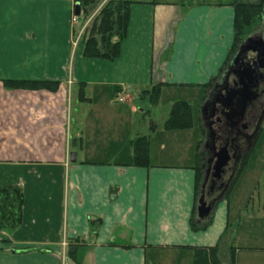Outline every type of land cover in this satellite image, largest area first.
Returning <instances> with one entry per match:
<instances>
[{
    "label": "crops",
    "instance_id": "obj_1",
    "mask_svg": "<svg viewBox=\"0 0 264 264\" xmlns=\"http://www.w3.org/2000/svg\"><path fill=\"white\" fill-rule=\"evenodd\" d=\"M107 1L90 14L81 5L74 22L78 0H0V186L24 196L19 227L0 232V264H192L194 248L215 246L239 221L232 192L250 157L209 226L194 230L196 154L201 107L221 78L207 84L233 45L235 4L261 0H130L119 57L87 58L78 25L82 32ZM5 78L60 85L8 89ZM157 84L153 104L144 92ZM170 89L195 91L196 105L185 99L192 127L165 126L176 101L162 125L151 119ZM143 136L149 165L136 166L133 144Z\"/></svg>",
    "mask_w": 264,
    "mask_h": 264
},
{
    "label": "trees",
    "instance_id": "obj_2",
    "mask_svg": "<svg viewBox=\"0 0 264 264\" xmlns=\"http://www.w3.org/2000/svg\"><path fill=\"white\" fill-rule=\"evenodd\" d=\"M81 2L85 13L93 12L101 0H78ZM130 0H108L99 13L95 16L83 34L82 41L84 44V56L87 58H102L115 60L121 53V44L127 37L128 27L131 17ZM262 35L264 37V0L256 4L236 3L234 18V39L230 49L228 60L222 68L219 76L214 77L207 84L211 87L215 81H218L226 68L227 64L233 59L240 45L249 37ZM4 86L8 89H27L57 91L60 82L50 79H11L2 80ZM118 92V89L115 93ZM144 93L148 94L153 104L159 101L161 94V84L153 86ZM84 99V93H81ZM154 126V125H153ZM167 129H185L193 126L192 106L187 101H176L171 108L170 115L165 122ZM205 134V128H202ZM203 142V139L201 143ZM198 146L197 157V187L200 189V183L203 175V168L200 164L203 153L199 152ZM247 156L242 162L241 169L248 161ZM132 164L136 166L149 165V138L140 137L133 144ZM239 175L235 177L238 179ZM233 185H231L232 187ZM231 189V188H230ZM229 192L226 194L228 196ZM24 196L19 186H0V232L13 231L22 222V207ZM213 218L199 221L196 215L192 219L194 230L204 229L209 226ZM229 230L221 236L219 242L212 247H196L193 249L194 256L192 264H237L238 248L234 245H228ZM227 258L224 260V253ZM69 255L73 258L76 254ZM76 264H82L77 258L73 259Z\"/></svg>",
    "mask_w": 264,
    "mask_h": 264
},
{
    "label": "water",
    "instance_id": "obj_3",
    "mask_svg": "<svg viewBox=\"0 0 264 264\" xmlns=\"http://www.w3.org/2000/svg\"><path fill=\"white\" fill-rule=\"evenodd\" d=\"M76 16L81 14V3L77 2L75 6ZM234 80L231 82V77ZM223 82L226 83L225 86ZM217 96V97H216ZM264 97V37L262 35L249 37L244 41L233 59L227 64L219 83L214 87L208 99L201 107V117L206 128L213 127V119L217 112V104L220 103L225 113L222 118L223 127L233 129L238 132H245L250 124L247 116L251 109L262 101ZM216 98V99H215ZM264 122V110L259 116L254 136L252 149L255 140L258 138ZM251 128V127H250ZM234 133V132H233ZM205 145L209 144V136ZM217 153L216 167L220 171L227 168L231 161V154L228 151ZM71 160L76 161V153H71ZM230 184L227 185V190ZM226 190V191H227ZM226 193V192H225ZM225 193L221 194L217 200L208 201L206 195L201 193L198 206L197 217L199 221L210 218L214 211L216 203L222 199ZM73 251V250H72Z\"/></svg>",
    "mask_w": 264,
    "mask_h": 264
},
{
    "label": "rangeland",
    "instance_id": "obj_4",
    "mask_svg": "<svg viewBox=\"0 0 264 264\" xmlns=\"http://www.w3.org/2000/svg\"><path fill=\"white\" fill-rule=\"evenodd\" d=\"M102 1L103 0H101L100 3ZM207 1L212 2L213 0ZM80 29L81 26L78 25V40L82 42V34L85 27L82 32H80ZM164 92L161 104L157 107L158 118H151L158 125H162L163 121H165L161 120L163 116L164 119L168 117L170 106L173 101L187 99L192 101V105H196L194 104L196 103L194 102L196 99L194 95L195 91L189 90L185 93L178 89H170ZM73 99L75 101V97H73ZM151 109L154 111V108ZM144 114L145 110H139L141 120L145 117ZM202 127L205 128L204 124ZM205 136L203 137L204 143L206 140ZM257 139L258 140H256L254 144L255 147L249 156L248 170L250 171L247 172L245 177L243 173L241 174V178L237 180L232 192L234 196V208L239 210V221L233 223L230 239L227 244L234 245L241 251V253H238L237 257L240 264H264V122ZM203 149L204 147L202 146V153ZM253 247L258 248V250L252 252L251 250ZM223 253L225 260V258H227L225 253L227 252Z\"/></svg>",
    "mask_w": 264,
    "mask_h": 264
},
{
    "label": "flooded vegetation",
    "instance_id": "obj_5",
    "mask_svg": "<svg viewBox=\"0 0 264 264\" xmlns=\"http://www.w3.org/2000/svg\"><path fill=\"white\" fill-rule=\"evenodd\" d=\"M230 80L233 82V76ZM218 83H216L214 87ZM225 85L226 83L223 82L222 86ZM261 100L262 101L256 105L255 109H251L247 116V120L249 121L251 128L249 127L246 133L238 132L236 131L237 129L233 130L224 128L222 118L224 116L225 109L220 103L217 104V112L213 119V127L210 129L205 127V139H207V133L210 134V138L207 146L205 143L203 144V156L200 162L203 168V175L200 183L199 195L204 193L208 201L217 200L221 194L227 192V185L230 184L231 186L240 170L242 162L249 154L250 146L254 141L253 136L259 116L264 110V97ZM224 151H228L231 154V161L227 168L220 171L215 165V158L217 157L216 152L222 153Z\"/></svg>",
    "mask_w": 264,
    "mask_h": 264
},
{
    "label": "built area",
    "instance_id": "obj_6",
    "mask_svg": "<svg viewBox=\"0 0 264 264\" xmlns=\"http://www.w3.org/2000/svg\"><path fill=\"white\" fill-rule=\"evenodd\" d=\"M73 21H74V22L77 21V16H74V17H73ZM115 100H116L117 102H123V101H124V97L122 96L121 93L117 92V93H115Z\"/></svg>",
    "mask_w": 264,
    "mask_h": 264
}]
</instances>
